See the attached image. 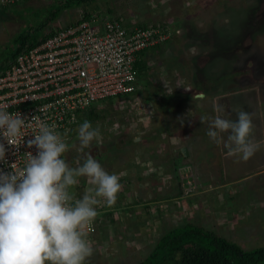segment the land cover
I'll list each match as a JSON object with an SVG mask.
<instances>
[{"label": "rangeland", "instance_id": "obj_1", "mask_svg": "<svg viewBox=\"0 0 264 264\" xmlns=\"http://www.w3.org/2000/svg\"><path fill=\"white\" fill-rule=\"evenodd\" d=\"M83 13L117 18L133 28L169 24L180 30L142 56L146 68L138 71L136 95L96 104L104 113L99 111L94 124L89 121L101 135L88 148L81 149L78 135L70 133L66 163L76 168L91 155L109 174L119 175L122 185L116 203L100 208L87 237L93 255L86 264H139L164 233L186 224L204 226L245 251L264 248V210L247 199L257 195L260 203L264 194V140L244 162L229 155L230 132L214 142L207 135L209 122L200 121L205 115L235 121L243 110L251 114L253 140L264 136V0L19 1L0 9V64L20 35L34 41L67 28ZM218 106L224 110L217 112ZM196 184L200 196L179 195L182 187L189 193ZM85 185L89 192L95 186L80 177L70 189L76 199L83 198ZM234 195L229 202L226 196ZM243 196L249 203L236 202ZM137 198L141 204H135ZM198 204L203 213L190 208ZM223 207L240 209L231 215ZM216 208L220 216L210 211ZM231 219L238 223L230 225ZM247 227L254 232L245 233Z\"/></svg>", "mask_w": 264, "mask_h": 264}, {"label": "clouds", "instance_id": "obj_2", "mask_svg": "<svg viewBox=\"0 0 264 264\" xmlns=\"http://www.w3.org/2000/svg\"><path fill=\"white\" fill-rule=\"evenodd\" d=\"M223 110L222 106L216 108L217 112ZM200 121L209 122L207 135L214 142H220L221 133L230 132L229 155L247 161L259 148L252 138L251 114L246 111H240L235 121L219 115H205ZM27 125L19 112L10 114L0 109V132L9 144L22 135ZM76 129L81 149L101 135L83 118L72 132ZM28 146L38 151L35 156L27 154L24 169L19 173L0 171V264H86L93 255L86 228L102 213L100 208L116 203L122 191L120 176L109 174L91 155L82 166L70 167L63 159L69 145L44 122ZM5 155V146L0 143V161ZM80 177H87L95 186L89 192L86 185L83 198L76 199L70 189L79 184ZM194 186V192H198ZM101 200L106 203L97 208Z\"/></svg>", "mask_w": 264, "mask_h": 264}, {"label": "built area", "instance_id": "obj_3", "mask_svg": "<svg viewBox=\"0 0 264 264\" xmlns=\"http://www.w3.org/2000/svg\"><path fill=\"white\" fill-rule=\"evenodd\" d=\"M17 1L0 0V7ZM178 33L180 30L169 24L128 29L117 18L90 15L89 19L59 28L20 55L16 65L0 77V109L10 114L19 112L28 125L12 144L0 132V143L6 149L0 171L19 173L26 166L27 154H37L38 149L28 145L39 134L41 122L67 143L80 122L78 113L81 116L96 102L135 94L139 54ZM185 190L187 197L195 186L188 189L189 193ZM94 228L95 221L86 228L88 235Z\"/></svg>", "mask_w": 264, "mask_h": 264}, {"label": "trees", "instance_id": "obj_4", "mask_svg": "<svg viewBox=\"0 0 264 264\" xmlns=\"http://www.w3.org/2000/svg\"><path fill=\"white\" fill-rule=\"evenodd\" d=\"M19 1L21 2V0H18L17 2ZM7 6H1L0 9L2 7L7 8ZM90 15L92 14L84 13L83 16L75 23L89 19ZM52 20L54 21L55 18L52 17L51 21ZM126 27L128 29L133 28L132 26ZM146 27L148 26L142 25L139 28ZM54 33L55 30H51V32H49L47 35H43L34 41L29 40V34H26V36L23 34L20 35L21 39L16 48L13 49L12 52L8 53V56L4 58V61L0 64V77L7 70H10L14 65H16L17 58L20 55L27 53L36 46L40 45ZM159 46L161 45H158L157 47ZM146 51H143L139 54V60L135 66L137 74H139V69L146 68V65H144L142 62V56ZM97 103L98 102L90 105L81 116L78 113L79 119L86 118L88 121H91L92 119L93 124L98 121L100 116L99 111L101 110H99L98 105H96ZM101 112H103V110ZM84 187H86V185ZM181 191L182 193L180 195L183 197L184 189L181 188ZM184 197L189 198L185 195ZM141 202L142 200L137 198L135 204H141ZM125 206L128 207L129 205ZM147 210L150 211V207ZM181 227L173 228L164 233L158 240L152 253L139 264H264V248L245 251L234 242H231L228 239L219 236L214 231L207 230L206 228L199 225L186 224ZM97 241L100 242V238H98Z\"/></svg>", "mask_w": 264, "mask_h": 264}, {"label": "crops", "instance_id": "obj_5", "mask_svg": "<svg viewBox=\"0 0 264 264\" xmlns=\"http://www.w3.org/2000/svg\"><path fill=\"white\" fill-rule=\"evenodd\" d=\"M22 1H23V0H21V2H22ZM83 14H84V13H83ZM83 14H82V16H83ZM76 21H78V20H76ZM76 21H75V22H76ZM75 22H74V21L71 22L70 24H68V26L72 25V24L75 23ZM123 23H124L125 26H130V25L126 24V22H124V21H123ZM143 24H145V23L143 22ZM147 26H149V25H147ZM72 134L78 135V130H75L74 132H72ZM260 136H261V135H260ZM263 140H264V136H262L261 138H259V140H254V141H255V142H258V143L261 144V141H263ZM64 157H65V156H64ZM64 159H65V158H64ZM233 159H234V158H233ZM263 160H264V158H263ZM65 161H66V159H65ZM230 161L232 162V158L230 159ZM244 162H245V161H244ZM207 183H209V182H207ZM261 183H262V182H261ZM225 185H226V184H221L220 186H225ZM254 185L258 187V185H257L256 183H255ZM262 185H264V182L262 183ZM210 186H211V185H210ZM203 187H204V185L202 186V188H203ZM252 187H253V186H252ZM262 187H263V186H262ZM196 189H197V184H196ZM207 190H209V188H208V187H205V190H204V191L207 192ZM257 191L260 192L259 189H257ZM200 193H201V192H196V191H195L193 195H196V194H197L198 196H200ZM178 194H179V193H178ZM178 194H177V195H178ZM179 195H180V194H179ZM193 195H192V196H193ZM226 197H227V200H228L229 202L234 201V200L237 198L236 195H234V197H232V196H231V197L226 196ZM263 197H264V194H260L259 200L262 198L260 203H258L259 201L257 202V195H256L255 200H252V201H251L250 198H247V199L249 200V202H252L251 204H255V205H256L255 208H256V210H258V212H259L260 210H264V198H263ZM178 198H179V197H178ZM178 198H177V199H178ZM243 198H244L243 200H237L236 202L239 201V202L246 203V204L249 203V202H246V197H245V196H243ZM217 201H218V200H216V202H217ZM220 202H221V203H222V202L225 203V201H220ZM225 204H226V203H225ZM237 205H239V204L237 203ZM199 206H200L199 204H198L197 206H194V205H193V206H190V208H191L192 210H193V209H194V210H198V212H200V213L202 212V213H203L204 210H203V209H200ZM119 207H120V206H119ZM234 208L237 209V210H234ZM234 208L231 209L230 207H223V210L221 209V210H222L221 212H222V213L224 212L225 214H226V213H227V214H231V215H232V214H238L237 211H238L240 208H236V207H234ZM205 211L208 212V209L205 210ZM210 211H212L216 216H220V215H219V210H218L217 208H216V209H212V210H210ZM217 211H218V212H217ZM212 212H211V213H212ZM213 213H212V214H213ZM214 214H213V215H214ZM233 216H234V215H233ZM260 216H261V214L258 213V215H257V218L259 217V219L257 220V224H258V225H262V224H261V221H262V220H261ZM237 217H238V216H237ZM215 218H216V217H215ZM229 223H230V225H234L235 223H238V220H237V219H234V220L231 219ZM263 223H264V222H263ZM202 227H204V226H202ZM204 228H205V227H204ZM102 229H103V228H102ZM243 231H244V230H243ZM244 232H245V233H251V232H254V231H252V229H250V227H247V228L245 229ZM99 238H102V235H100ZM92 246H93V245H92ZM103 248L106 249L104 246H103ZM88 262H89V261H88Z\"/></svg>", "mask_w": 264, "mask_h": 264}, {"label": "water", "instance_id": "obj_6", "mask_svg": "<svg viewBox=\"0 0 264 264\" xmlns=\"http://www.w3.org/2000/svg\"><path fill=\"white\" fill-rule=\"evenodd\" d=\"M182 152H183V154H185V156H188V150H187V148H184V149L182 150Z\"/></svg>", "mask_w": 264, "mask_h": 264}]
</instances>
